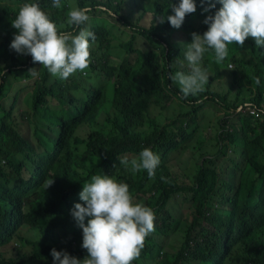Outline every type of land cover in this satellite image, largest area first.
Returning <instances> with one entry per match:
<instances>
[{
    "label": "trees",
    "instance_id": "trees-1",
    "mask_svg": "<svg viewBox=\"0 0 264 264\" xmlns=\"http://www.w3.org/2000/svg\"><path fill=\"white\" fill-rule=\"evenodd\" d=\"M19 1L22 5L39 3L60 31L78 33V29L61 27L66 23L69 9L66 5L70 2L76 7L87 5L92 8L93 11L89 14L93 15L95 24H109V15L95 10L97 5H103L116 14H122L120 20L131 30L130 39L120 46L127 54L120 63L113 64L111 53L106 48H101L93 64L94 71L111 82V104L121 116V119L111 120L112 134L94 130L87 141L76 139L77 143L86 145L82 154L85 159L99 160L97 175L108 174L118 182L127 183L130 193L139 199L151 194L148 204L154 209H161L175 193L192 191L196 195L213 194L215 188L224 184L222 175L226 161L234 165V175L238 170L245 172L241 177L240 187L229 201V212L220 215L219 219L204 216L218 231L215 243L203 245L192 236L201 218L197 214L192 217L184 244L174 259L164 258L160 264H190L194 260L203 264H264V50L258 51L252 38L246 40L250 58L241 62L240 69L237 67L233 72V86L237 88L238 95L247 90L246 85H251V94L244 108H236L228 102L227 95L212 91V81L206 84L203 92L196 96L189 95L185 99L182 98L179 87L170 79V75L175 74L173 60L181 51V43L174 44L167 33L186 30L198 34L203 27L198 19L207 14L203 12L200 0H196V13L186 16L189 18L186 22L184 20L181 28L173 30L168 27L167 22L160 24L156 18L172 15L168 6L179 0H152L151 6L143 7L134 0L135 8L129 13H124L126 0H66L59 9L52 7V0ZM212 2L216 3V0ZM217 7L221 5L216 3ZM18 8V0H11L10 5H0V98L7 81L22 76L27 79L32 77L29 72L33 68L31 56L26 61L22 55L10 49L16 33L11 22L16 16L9 22V15ZM148 15L152 16L150 25L141 26V20ZM95 41L98 42V38ZM137 41L142 45L135 49L134 43ZM138 61H142V67L147 69L146 79L141 84L130 81L133 65ZM256 77L260 78L259 85L255 84ZM106 88L91 89L76 114L57 119L61 132L54 139L52 155L39 153L22 137L20 131H0V248L15 244L13 257L6 258L0 251V264H53L50 255L52 248L73 250L70 255L78 258H85L87 255L86 250L75 247L77 242L82 244L83 234L77 224L75 228L70 213L76 203H83L79 199L82 188L78 186L90 179L81 175L73 161L71 140L78 126L94 122ZM56 95V88L50 82V73L45 69L39 79L29 86L25 95L28 114L33 117L31 107L38 111ZM174 98L187 106L189 111L168 119L163 125L150 121L152 131L147 135L137 131L145 123L146 114L153 102H171ZM210 101L231 114H236L240 119L241 129L231 138L232 143L237 146L235 157L225 155L221 158L219 150L200 161V164L189 170H195L189 186L180 184L169 165L162 160L154 179L145 180L122 172L119 160L126 154H139L144 148H149L155 153L163 150L164 156H167L180 141L190 137L188 128L192 119L187 118L197 114ZM247 108H256L261 113L260 117L250 116ZM243 111L245 115L242 114ZM250 169L256 174V179L251 183L259 182L260 185L255 186L256 189L249 197L251 187L244 182L247 181ZM204 180L207 181L203 182ZM147 183L148 187L145 189ZM201 206L203 203L196 208ZM144 252L145 254H140L141 257H153L152 253L146 250Z\"/></svg>",
    "mask_w": 264,
    "mask_h": 264
},
{
    "label": "rangeland",
    "instance_id": "rangeland-1",
    "mask_svg": "<svg viewBox=\"0 0 264 264\" xmlns=\"http://www.w3.org/2000/svg\"><path fill=\"white\" fill-rule=\"evenodd\" d=\"M65 1L66 0L61 1V4H64ZM137 1L141 7L147 5L151 6L152 2V0ZM18 5H22L19 0ZM66 6L69 8L68 11L76 7L72 2ZM124 6V13H129L135 8V1L126 0ZM219 8L220 7H217L211 10L206 16L198 19V22L202 23L203 26L198 31L199 35H203L208 28V26L203 23L204 19L208 15H214L215 11ZM19 9L14 13L15 16L18 14ZM89 15L91 19L84 27L92 31L99 40L98 42L90 40L91 63L89 67L83 72H76L67 80L60 79L50 74V82L56 88L57 95L49 99L38 111H34L31 107L34 113L33 117L27 112L25 95L29 90V86L33 85V83L39 79L41 72L45 71V68L38 63H33V68L37 69V75L33 76L31 74L32 77L30 79L22 76L7 81L4 92L0 98V131H20L22 137L28 140L30 146L36 148L42 155H49L53 151L54 139L57 138L61 132L57 119L61 116L76 114L78 109H81L80 107H82L84 101L88 98L91 89L107 87L103 93L104 99L100 104L99 113L95 117L94 122L78 126L71 140V151L76 167L82 176L91 179L92 176L98 174L96 172V167L99 160L97 158H91L90 160L85 159L82 154L86 149V145L77 143L76 139L79 138L87 141L89 135L94 130H99L104 134H112L113 126L111 120L117 118L121 119V116L111 104L113 93V91L109 89L111 82L93 69L95 56L98 50L106 48L112 55L111 59L113 64L120 63L124 55H127L120 46L130 39L131 30L129 27L124 26L123 22L120 20L122 14H116V20L111 16H107L109 24H103V22L95 24V22H93V15ZM138 17L139 14L136 15V18ZM188 18L189 17L185 18V22ZM151 20L152 16L148 15L141 20L140 25L148 27ZM194 23L196 22L194 21ZM167 25L173 30L169 24ZM61 27L69 28L67 23L63 24ZM196 27H198L197 23ZM167 34L174 44L181 43L179 46L181 47V51L173 60L176 72L182 71L187 74L189 72V67L185 60L184 53L186 51V45L190 44L192 41V32H187L186 30H173L172 33L168 32ZM141 45V42L137 41L134 43V48H140ZM257 49L258 51H263L264 47H259ZM135 56L136 54L134 53L133 57ZM22 58L27 61L28 56L22 55ZM247 58H250V55L248 54V46L245 42L243 47L236 44L228 45V57L220 64L215 62L214 53L211 50L204 54L202 61L203 66L207 69L209 81H212L211 89L221 95H227L228 102L236 108L239 106L238 109L247 106L248 101L246 100L251 94V91H249L251 85H246L247 90L238 95L237 88L233 86V72L237 67L240 69L241 62H245ZM141 62L142 61H138L133 65L132 78L130 79V81H137L139 84L143 83L147 76V69L142 67ZM205 88L206 85L204 86V89ZM262 108L264 110V105ZM188 111L189 108L176 98L171 102H153L146 114L145 123L141 127H138L137 131L147 135L152 131L150 121L153 120L163 125L167 123L168 119H173L177 115ZM242 114L245 115L244 113ZM44 115H50L51 117L46 118ZM189 119H192V123L188 128L190 137L180 141L172 148L167 156H164L163 150H157L156 152L160 160L166 161L165 163L169 165L173 176L178 182L187 186L191 185L193 181L191 179L195 172V170L190 172L189 170L196 167L197 164H200V161H204L219 150H221V153L224 151L222 154L220 153L221 158H224L225 155L229 157L236 156L237 146L232 143L231 138L241 129V122L236 114H231L230 111L225 110L220 105L211 101L197 114H193L190 118H187V120ZM138 156L139 154L129 153L121 157V159L127 157L131 160ZM222 161L225 160L222 159ZM233 167L234 165L229 161L224 163V173L222 175L224 184L215 188L213 194L203 196L196 195L192 191L175 193L169 198L165 207L161 209H154L148 204L151 194L143 195L141 199L134 197L132 194L134 202L152 208L155 213V231L146 238L144 248L140 253L145 254L144 250H146L152 253L153 257L148 259L139 257L135 262H132V264H160L164 258L170 260L174 259L177 252L184 244L187 229L192 224V217L197 214H200L201 218L192 236L194 239L200 240L203 245H213L217 239L218 231L215 229L214 224L206 220L204 216L219 219L220 215H225L229 212L231 208L229 201L235 196L237 189L240 187L241 177L243 173H245L244 171L238 170L236 175H234ZM122 172L134 177H143L145 180H149L147 172L144 170L138 173H132L122 165ZM255 179L256 174L250 169L247 172V181L244 182L246 186L251 187V190H249V197L256 189L255 186L260 185L259 182L251 183ZM206 181L207 180H204L203 182ZM147 187L148 183L145 184V189H147ZM201 203H203V206L197 209L196 207L200 206ZM81 245L82 244L77 242L75 247L83 249ZM14 247L15 244H12L8 247L0 248V251L4 253L6 258H10L15 256ZM78 259L83 260L84 258ZM194 261L195 262L190 264H203L201 261ZM225 264H228V262Z\"/></svg>",
    "mask_w": 264,
    "mask_h": 264
},
{
    "label": "clouds",
    "instance_id": "clouds-1",
    "mask_svg": "<svg viewBox=\"0 0 264 264\" xmlns=\"http://www.w3.org/2000/svg\"><path fill=\"white\" fill-rule=\"evenodd\" d=\"M10 1L0 0V5H10ZM216 3L221 7L203 21L208 26L207 31L203 35L193 32L191 43L186 45L184 56L189 72H176L175 68V74L170 75V79L179 85L182 98L196 96L206 89L209 76L202 61L209 50L214 53L215 62L220 64L228 57L230 44L243 47L246 40L252 38L257 48L264 47V0H216ZM216 3L200 0L204 13L215 9ZM52 7L61 8V0H52ZM168 7L173 14L156 19L160 24L167 22L174 29H180L186 16L197 11L196 0H179ZM19 8L14 20L18 9L9 15V22L12 20L11 26L16 30L10 43L11 50L18 55L31 56L34 64L42 65L51 75L64 80L89 67L90 40L95 41L96 36L84 26L91 19L92 8L86 5L68 11L66 23L78 29L75 34L60 31L39 3H25ZM95 10L106 12L116 20V14L103 5H97ZM29 72L33 76L38 74L35 68ZM260 83V78L256 77L255 84ZM119 163L132 173L144 170L149 179H154L160 157L144 148L137 158L129 160L125 157ZM78 188H82L79 199L83 203L74 205L70 219L73 218L82 230L81 247L87 255L80 260L70 255L73 250L52 248L53 264H132L141 257L146 238L155 231L154 210L134 202L129 185L110 175H94Z\"/></svg>",
    "mask_w": 264,
    "mask_h": 264
},
{
    "label": "built area",
    "instance_id": "built-area-1",
    "mask_svg": "<svg viewBox=\"0 0 264 264\" xmlns=\"http://www.w3.org/2000/svg\"><path fill=\"white\" fill-rule=\"evenodd\" d=\"M246 111L249 112L250 116H254L256 118L260 117L261 115L260 111H258L256 108H247Z\"/></svg>",
    "mask_w": 264,
    "mask_h": 264
},
{
    "label": "crops",
    "instance_id": "crops-1",
    "mask_svg": "<svg viewBox=\"0 0 264 264\" xmlns=\"http://www.w3.org/2000/svg\"><path fill=\"white\" fill-rule=\"evenodd\" d=\"M250 55V53H248ZM54 153V150L52 151L51 155ZM72 221L74 222L75 228H76V222L75 220L72 218Z\"/></svg>",
    "mask_w": 264,
    "mask_h": 264
}]
</instances>
